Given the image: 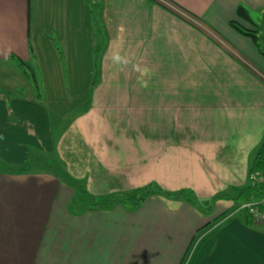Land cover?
<instances>
[{"label":"crops","instance_id":"obj_1","mask_svg":"<svg viewBox=\"0 0 264 264\" xmlns=\"http://www.w3.org/2000/svg\"><path fill=\"white\" fill-rule=\"evenodd\" d=\"M239 6L264 17V0H0V264H182L196 237L193 264H264V224L213 228L264 138V54L230 25L251 27ZM19 62L71 76L62 130ZM151 184L199 203L121 200Z\"/></svg>","mask_w":264,"mask_h":264},{"label":"rangeland","instance_id":"obj_2","mask_svg":"<svg viewBox=\"0 0 264 264\" xmlns=\"http://www.w3.org/2000/svg\"><path fill=\"white\" fill-rule=\"evenodd\" d=\"M82 9H85V7H81V10ZM253 16H254V18H252V19L255 21V23H257V25L259 24L258 22H261L260 25H258L257 27L259 29V33H258L259 47H260L261 52L264 54V17L261 18L259 14H258V16H256L255 14ZM81 17H82V15H81ZM81 21H82V19H81ZM52 49L56 50V48H52ZM45 53H46L45 55H47L48 57L53 56V55H51V49L50 48H45ZM55 53H56V55H58V51H55ZM15 68L17 69L18 74H20V73L22 74V72H21L22 68L20 69V67H18L17 63H16ZM33 68L36 69L35 70L36 71V81L34 82V80L32 78L33 87H34V89L37 88V90H38V93L36 91V94L37 95L40 94V96H42V98H43V95H45L44 84H45V86L47 85L49 87V94L52 96L50 99L52 104L49 106L50 117H51V122L53 124V127H55L57 130L56 132H58L59 130H62V128L65 127L70 122V120L73 119L75 114L81 109L80 107L75 108L73 106V103L75 101H74V98H72L71 96H72V89L74 88V85H73L74 83H72L71 76H69V78H67V76H66L67 80H65L63 83L62 82L56 83V82H49V81H47L45 83L42 81L40 67H38V66L34 67L33 66ZM61 69H62V67H61ZM69 69L71 70L72 67L70 66ZM63 74L65 75V73H63ZM77 85L79 87V90H82L83 85L81 83H77ZM59 94L62 96V98H59ZM58 102H60V104L57 105ZM50 157H51V155H50ZM48 163H50V162H48ZM58 168H59V170H58ZM60 168L61 167H57V169H56L52 165L51 167L48 168V170L56 173L57 171L61 170ZM59 174H60V172H59ZM61 175H62V173H61ZM139 195L140 194H138V195H127V196H124L123 199H124V201H132L131 199H134V198L136 199L137 197H139ZM197 203H199V202H197ZM240 205H242V203ZM211 206L212 205L209 203L208 204H204V203L201 204V207L204 209L206 208L205 211H208L209 213L212 211ZM242 216H243L242 213H234L233 215H231L227 218H223V220L221 218V220L219 219V221H217L216 224L213 223V228L218 230L219 228L224 226L223 224L229 222L231 219L242 217ZM245 217H247V214L245 215ZM249 223L252 224L251 220L249 221ZM212 233H214V232H210L208 234L210 235ZM208 239H209V237H196L191 248L187 252V255L184 258L182 264H193V262L195 261V259L197 257V254L199 253L200 247Z\"/></svg>","mask_w":264,"mask_h":264},{"label":"trees","instance_id":"obj_3","mask_svg":"<svg viewBox=\"0 0 264 264\" xmlns=\"http://www.w3.org/2000/svg\"><path fill=\"white\" fill-rule=\"evenodd\" d=\"M237 17L239 19L247 22L248 24H250L251 27L248 28V27L240 24L237 20L230 21V25L233 28H235L238 32H240L241 34L247 35V36H250L251 38H253L256 45L259 47V37H258L259 29H258L256 23L254 22V20L252 19L248 10L243 6H239L237 8ZM19 65H21L23 67H27L30 70H32L31 78H33V80L35 82L36 81V72L34 71V68L30 64L25 63V62H19ZM29 76H30V74H29ZM11 171H13L15 173H20V172L25 171V167L12 168ZM263 172H264V138H263L261 144L254 150V152L252 154L250 167H249L248 181H247L246 185L241 188L239 194L235 197V199L237 200V202H239V204L247 202V201H257L258 206L261 209H264V182L253 179V176L255 174L263 173ZM61 173H62V177H63L64 181L69 182V183L75 182L64 169L62 170ZM137 191L140 193V196H139L140 198H138L137 201H132L135 205L139 204L143 199H145V197L150 195L152 192H159V193H162L163 195H166V196L172 197V198H183V197H185L189 200L196 201L195 203H197V201H198L195 198V195L189 190L185 189V190H181L177 193H168L156 184H151L150 186L139 189ZM84 193H85V191H84ZM222 196H226V195H220L218 197H222ZM121 200H124V199L122 198ZM115 201L116 200H114V199H107L106 203L108 205V204L113 203ZM247 217H248V215H247ZM251 222H252V220H251Z\"/></svg>","mask_w":264,"mask_h":264},{"label":"built area","instance_id":"obj_4","mask_svg":"<svg viewBox=\"0 0 264 264\" xmlns=\"http://www.w3.org/2000/svg\"><path fill=\"white\" fill-rule=\"evenodd\" d=\"M254 180L264 182V172L253 176ZM257 201H247L239 205L235 213L248 214L256 224H264V209H261Z\"/></svg>","mask_w":264,"mask_h":264}]
</instances>
